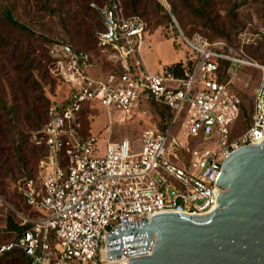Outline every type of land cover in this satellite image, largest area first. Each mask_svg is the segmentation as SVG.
<instances>
[{"label":"built area","instance_id":"obj_1","mask_svg":"<svg viewBox=\"0 0 264 264\" xmlns=\"http://www.w3.org/2000/svg\"><path fill=\"white\" fill-rule=\"evenodd\" d=\"M91 7L105 26L98 46L118 71L90 76L87 55L59 46L50 51L68 92L32 134L48 153L37 182L16 185L21 201L39 213L35 220L19 214L34 224L20 241L31 264H130L139 256L129 258L126 249L110 260L107 239L115 229L166 212L210 214L217 207L214 182L224 159L264 135V65L245 53V47L264 41V27L240 32L234 44L177 29L172 41L183 53L181 65L151 73L141 55L145 22L125 17L118 0ZM246 71L257 72L258 79L249 125L237 128V85ZM150 100L169 109L171 118L163 129L142 133L139 152L128 138L111 140V123L102 155L95 154L94 135L81 136L83 107L130 115Z\"/></svg>","mask_w":264,"mask_h":264},{"label":"rangeland","instance_id":"obj_2","mask_svg":"<svg viewBox=\"0 0 264 264\" xmlns=\"http://www.w3.org/2000/svg\"><path fill=\"white\" fill-rule=\"evenodd\" d=\"M101 1L0 0V244L12 239L5 231L8 212L13 213L18 223L19 214L33 216V211L18 200L14 185L35 170L37 154L29 138L43 125L47 106L62 100L68 92L57 66L48 61L46 46L51 41H64L77 50H94L95 33L101 25L90 4ZM145 1L147 6L136 12L147 23L141 55L152 73L162 66L182 62L183 53L174 48L172 41L177 29L188 35L198 33L209 41L234 44L240 32L264 27V0ZM5 11L28 31L8 23L3 17ZM124 11L131 14L125 6ZM245 53L264 62V45L258 50L247 48ZM98 72L99 66L89 69L90 76ZM257 79V72H244L237 85L238 92L251 100ZM91 114L90 133L96 137V155L105 152L110 137L105 127L109 123L111 140L128 138L139 152L142 133L156 127L160 120L156 108L144 103L130 115L106 109ZM179 123L180 120L176 132ZM0 264L8 263L0 260ZM17 264H23L22 260Z\"/></svg>","mask_w":264,"mask_h":264},{"label":"water","instance_id":"obj_3","mask_svg":"<svg viewBox=\"0 0 264 264\" xmlns=\"http://www.w3.org/2000/svg\"><path fill=\"white\" fill-rule=\"evenodd\" d=\"M214 186L206 216L166 212L115 229L110 260L126 249L139 256L130 264H264V135L224 159Z\"/></svg>","mask_w":264,"mask_h":264},{"label":"trees","instance_id":"obj_4","mask_svg":"<svg viewBox=\"0 0 264 264\" xmlns=\"http://www.w3.org/2000/svg\"><path fill=\"white\" fill-rule=\"evenodd\" d=\"M118 1H119V7L121 8L123 15L125 17H130V16L140 17L146 24V28H145V31H146L147 23H146L145 19L142 17V15H140V14L138 15L136 11H137V9H142L145 6H147L148 2L145 0H125V1L124 0H118ZM108 3H109V0H103L100 3H91V4H94L96 7H102ZM153 3H155V5H157V7H159V5L156 2L153 1ZM91 4H90V8L96 12V14L100 20V25H101V29H99L95 33V41H94L95 44H94V48H93L94 50H92V51L77 50L73 45H71L68 42L51 41L50 44L48 46H46V55H47L49 63L52 66L56 65V60L50 56V51L54 47L59 46V47H65V48L71 49L72 51L76 52L77 54L87 55L86 63L97 66V67L99 66V72L102 75L109 74V73H112L114 71H118V67L113 65L111 62H109L106 59V56L102 53L101 48L98 46V44H99L98 35L105 31V26L103 23V19L99 15L98 11L95 8H92ZM124 6L130 10L131 14L125 13ZM185 6L189 9H191L192 11L194 9L191 6H189L187 3H185ZM196 12L199 13L197 10H196ZM3 17L12 26H15V27H17L21 30H24V31H28L24 26L19 25L16 21L13 20L9 11H5L3 13ZM175 33L177 34L176 30H175ZM193 34H195V33H193ZM193 34H191V35H193ZM185 35L191 36L188 34H185ZM262 45H264V41L260 42L256 46L245 47V50L247 48L258 50V48ZM173 46L176 50H178V47L176 46V44L174 42H173ZM252 55H254V54H252ZM254 60L256 62L264 65V62L256 60V59H254ZM175 65L179 67L181 64L177 63ZM238 95L240 96L241 101H242V109H241L240 118L237 121L236 126H237V128L238 127H244L245 128L249 125V117L251 115V109H252L251 104L252 103H251V100H249V98H246L242 93L238 92ZM58 102L59 101L51 102V104L47 106V109L45 112V120H44L43 125H41V127L37 128L33 133L41 130L44 127V125L47 123V121L49 119L48 109L50 108L51 105L58 104ZM148 105L156 108V111L158 112L159 117H160L159 123L157 124L156 127L158 129H163L165 123L168 122L171 118L170 110L161 104L155 103L152 100H150L148 102ZM96 110H99V109L95 108V107H89V106H85L82 108V111L79 114L80 133H81L82 137H85V136L90 134L91 124H92V119H93L91 113L93 111H96ZM241 131L242 130H240V129L237 130V133H234L233 137L236 136V134H238ZM29 141L31 142L33 149L36 151L37 160H36L35 170L30 174H28V173L25 174V176L20 178L14 185V192H15L19 201H21V199H20V194L18 193V191L16 189V185L18 183H20V184L26 183L29 180H33V181L37 182L39 175H40V163L42 161H44L48 155L47 148H46L45 144L37 145L33 141L32 136L29 138ZM23 206H25V208H27L28 210L33 211L31 208H29L24 203H23ZM32 214H33V216H23V217L28 219V220H30V219L35 220L39 217V213H37L36 211H33ZM19 219L21 220V222L18 223L14 219L13 213H11V212H8V214L6 216L5 231H6L7 236L11 237L12 239L8 240L7 242H5L3 244H0V249L4 246H7V245H12V247L9 250L0 251V260H6L8 264H17V261L19 259H21L23 264H31V258L25 253L24 248L22 246H20V241L24 238V234L26 232L33 230L34 224L29 223V222H23V220L21 218H19Z\"/></svg>","mask_w":264,"mask_h":264},{"label":"crops","instance_id":"obj_5","mask_svg":"<svg viewBox=\"0 0 264 264\" xmlns=\"http://www.w3.org/2000/svg\"><path fill=\"white\" fill-rule=\"evenodd\" d=\"M142 60H143V58H142ZM143 63H144V65H145V62L143 61ZM174 64V63H173ZM146 68H147V70L149 71V69H148V67L147 66H145ZM152 73V72H151Z\"/></svg>","mask_w":264,"mask_h":264}]
</instances>
